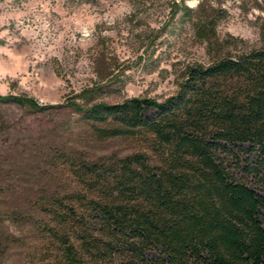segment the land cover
I'll return each mask as SVG.
<instances>
[{
  "label": "trees",
  "instance_id": "obj_1",
  "mask_svg": "<svg viewBox=\"0 0 264 264\" xmlns=\"http://www.w3.org/2000/svg\"><path fill=\"white\" fill-rule=\"evenodd\" d=\"M199 22L212 61L187 68L176 96L79 111L95 142L139 151L97 158L54 142L0 156L11 159L0 173V264H264V197L231 165L247 155L243 171L264 193V44L239 51L213 42L217 19ZM15 107L60 108L0 97V110ZM15 175L38 185H7Z\"/></svg>",
  "mask_w": 264,
  "mask_h": 264
},
{
  "label": "rangeland",
  "instance_id": "obj_2",
  "mask_svg": "<svg viewBox=\"0 0 264 264\" xmlns=\"http://www.w3.org/2000/svg\"><path fill=\"white\" fill-rule=\"evenodd\" d=\"M261 5L262 0H198L195 7L186 0H0V97L60 107L44 113L2 108L0 117L10 123L0 122V156L54 142L97 158L134 154L140 146L133 141L95 142L79 111L133 99L162 103L176 96L187 68L212 61L209 43L199 36L203 15L217 19L213 42L235 40L239 51L261 49ZM145 115L152 118L155 112ZM14 124L10 139L4 127ZM247 158L239 154L232 160L233 171L264 197L243 171ZM8 160H0V173L10 170ZM38 182L15 175L7 185ZM148 257L158 259V254Z\"/></svg>",
  "mask_w": 264,
  "mask_h": 264
},
{
  "label": "clouds",
  "instance_id": "obj_3",
  "mask_svg": "<svg viewBox=\"0 0 264 264\" xmlns=\"http://www.w3.org/2000/svg\"><path fill=\"white\" fill-rule=\"evenodd\" d=\"M186 3L188 7H195L196 4L198 3V0H186Z\"/></svg>",
  "mask_w": 264,
  "mask_h": 264
}]
</instances>
